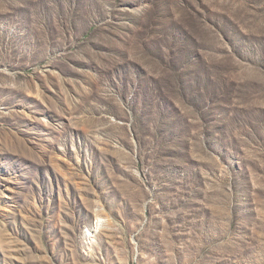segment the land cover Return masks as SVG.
Masks as SVG:
<instances>
[{
	"label": "rangeland",
	"instance_id": "1",
	"mask_svg": "<svg viewBox=\"0 0 264 264\" xmlns=\"http://www.w3.org/2000/svg\"><path fill=\"white\" fill-rule=\"evenodd\" d=\"M0 264H264V0H0Z\"/></svg>",
	"mask_w": 264,
	"mask_h": 264
}]
</instances>
